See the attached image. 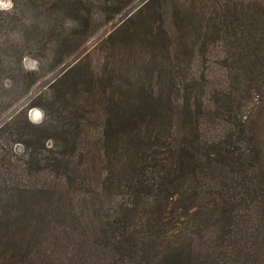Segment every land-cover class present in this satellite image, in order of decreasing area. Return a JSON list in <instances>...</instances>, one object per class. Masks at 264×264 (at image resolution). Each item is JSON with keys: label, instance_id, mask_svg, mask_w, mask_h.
<instances>
[{"label": "trees", "instance_id": "obj_1", "mask_svg": "<svg viewBox=\"0 0 264 264\" xmlns=\"http://www.w3.org/2000/svg\"><path fill=\"white\" fill-rule=\"evenodd\" d=\"M12 1L10 10L0 8L1 92L12 86L20 88L19 77L29 80L28 88L38 78L23 65L25 33H15L24 25L23 0ZM25 1L37 6L38 0ZM151 1L157 0H148L143 7ZM207 1L198 0L202 3L198 9L177 0L174 24L178 27L146 33L150 36L147 47L160 49L167 59L159 61L158 68H149V73L156 70L149 80L135 78L134 65L128 62L134 59L136 63L133 53L140 38L136 27H118L103 39L102 45L110 44L104 91L97 98L93 89L88 90L103 109L96 105L80 109L74 104L72 122L64 114L56 118L48 115L33 125L30 138L34 136L35 142L22 141L31 149L21 166L29 169L37 163L45 177L55 179L54 184L45 180L27 186L18 180L20 160H3L10 176H0V264H37L40 255L49 253L45 245L60 233L53 219L61 206L68 215L72 209L73 218L74 211L84 213L91 208L101 230L96 234L99 243L89 235L87 241L77 240L80 248L67 258L68 264H97L88 249L101 252L103 264H264V186H259L255 173L261 151L255 158L248 153L247 143L254 136L249 130L251 111H243L244 104L237 97L244 91L253 98L264 95L259 87L263 85L262 72L256 68L259 62L249 59L248 53L249 44L263 38L264 0L218 4L217 16L215 20L210 17V22L206 21ZM249 2L261 10L237 15L238 6L243 8ZM63 3L72 5L71 0ZM105 3L110 10L108 1ZM73 8L81 11L86 4L77 0ZM160 15L162 18L165 12ZM195 20L200 24L195 27L199 28L198 61L190 62L194 47L186 50L188 56L184 51L183 58L174 60L171 55L178 48L188 49L194 29L189 25ZM121 39L127 42L126 48L117 50L115 41ZM214 44H221V51L226 52L225 79L216 91L221 96L209 102L206 93L213 75L208 70L207 53ZM63 56L61 52V59ZM70 69L61 78L69 75ZM9 74L15 76L11 87L4 79ZM95 82L92 76L88 85L95 87ZM198 83L201 90L194 92L190 87ZM0 99V105L6 104V97ZM90 119L102 126L101 131H95L97 138L88 162L97 168L84 169L87 162L74 168L70 156L81 148L88 128L85 120ZM59 140L71 147L72 154L58 155L49 142ZM41 151L45 152L43 158L38 157ZM207 211L217 214L216 224L197 230L201 227L198 219ZM77 220L82 224V218ZM256 231V236L248 237ZM56 262L51 259L50 263Z\"/></svg>", "mask_w": 264, "mask_h": 264}, {"label": "rangeland", "instance_id": "obj_2", "mask_svg": "<svg viewBox=\"0 0 264 264\" xmlns=\"http://www.w3.org/2000/svg\"><path fill=\"white\" fill-rule=\"evenodd\" d=\"M63 1L38 0L37 6H34L30 2L27 3L25 0L21 1L24 7L22 13L24 25L21 26V29H16L15 33L19 31L25 33L23 51L27 56L23 59V65L26 70L36 72L34 76L38 78L28 88L27 83H29V80L17 77L22 86L14 90V86L12 85L15 83V80H13L15 76L9 74L4 79L8 87L12 86L11 89L8 88L5 92L0 91V97H6L7 99L6 104L0 105V176L5 178L10 176L9 173L7 174V168L3 165L4 159H7V157L14 158V160L18 159L20 160V164L17 165L19 166L18 173L20 175L18 180L30 187L38 186L45 180L52 184L55 181L53 178L45 177L44 172L38 170L37 163L30 166L29 169L25 165L21 166V162L27 159V154L30 152L28 149H31L30 146L22 141L29 140L35 142L36 139L34 136L30 138V134L34 131L33 125H39L48 115L56 118L59 114L67 115L65 117H69L70 122H72V110L75 109L74 104L80 106V109L86 107L87 110L91 109L94 105H96L98 110L99 108L102 110L104 107L102 103H97L95 98L89 96L91 92L88 91L93 89L94 96L97 98L104 91L103 82L107 78L104 68L110 44L107 47L102 45L103 39L118 27H136L140 34V38L137 41L138 46L134 47L135 51L133 53V55L136 53L134 56L136 63L132 62L134 59L128 60V62L134 65L132 70L135 73V78L140 77L141 79L149 80L153 72L156 74V70L149 73V68H158L159 61L167 59L160 49L153 50L147 47L150 36H146V33H149L150 30L158 33V31H161V27H178L174 24L177 0L151 1L152 4L148 7H143L148 0H119V3L116 0H83L86 4V9L83 8L77 12L73 8L77 0H71L72 5L70 4L69 6L64 5ZM105 1H108L107 4L110 10L106 7ZM180 1L185 4V7H196L198 9L202 7V3H198V0ZM216 1L209 0L206 2L208 9L206 21L210 17L215 20L217 16L215 11L219 9L218 4H227L229 6L232 0H220L217 3ZM54 3H56V8L52 6ZM215 3L216 6L214 7ZM12 6V0H0V8L2 10H10ZM62 6L65 8L63 11L58 8ZM115 6H117L116 9ZM250 10H261V8L253 4V2H249V5H245L243 8L241 5L238 6L237 15ZM162 11L165 12V15L161 18L160 13ZM129 17L131 18L129 19ZM199 25L197 20L190 23L189 27H194V29L191 30L188 49L178 48L177 53L174 52L171 55L174 60L177 56L183 58V52L185 51L186 53V50H190L189 47H194V56L191 57L190 62L195 63L198 61L200 53V41L197 38L199 28L196 29L195 27H199ZM262 37V40L249 44L248 53L249 59L254 60L255 58L259 62L260 67L257 66L256 68L257 71L262 72L261 80L263 83L259 87L264 89V66L262 67V64H264V34ZM126 44L127 42L123 41V39L115 41L117 50L125 49ZM232 50L234 52V49ZM61 52L64 53L62 59L60 57ZM11 54H16L14 49ZM225 56L226 52L221 51V44H214L209 47L207 63L208 66L210 65L208 70L213 75L212 86L209 88V92L206 93L207 101L209 102H215L221 96L216 91L224 83L225 77L223 73L225 70L223 68V59ZM116 59H120V57ZM126 65L124 64V66ZM68 69L71 71L70 73L68 72L69 75L61 78ZM22 75L26 76L25 73H22ZM92 76L97 82H95L96 86L91 88L88 83ZM200 85L201 83H198L190 88L194 92H200ZM122 86L123 88L126 86L124 82ZM257 95L261 96H257L256 98H253V96L249 97L244 91L242 94H237V97L244 104L243 111L247 113L251 111L249 130L254 136L247 143V147L251 158H255L261 151V156L259 154V161H257V172L255 173L259 177V186L263 187L264 95ZM0 101L2 100L0 99ZM220 103L222 104V102ZM28 122L31 123V126L28 125ZM85 123H87L88 128L85 131V136H82L84 140L81 148L70 157L74 168H78L80 162H87L84 169L89 168V170H94L97 167L94 168L88 162L92 156L94 142L97 138L98 132L95 134V131L96 129L101 131L102 126L101 122L98 120L94 121L93 119H90V122L85 120ZM96 126L97 128H95ZM49 143H53V148L57 151L58 155L62 153H66V155L72 154L71 147L66 146L63 140ZM44 155L45 152L41 151L38 157L43 158ZM61 208L62 206L58 210L57 218L53 219V225L59 227L60 233L55 234V237L53 236L47 240L45 246L48 248L49 253H46V255L49 257L40 255L37 264H54L50 263L51 259H57V264H65L63 262H67L66 264H68L67 258L72 256V253H77L80 248L79 244L77 245V240L82 238L86 240L88 238L87 235H89L91 240L98 241L97 243L101 241L96 236V234L101 233L99 222L94 217L91 208L84 210V213L79 209L74 211L75 219L73 218L72 209H70V214L68 215ZM216 217V213L207 211L202 218L198 219L197 223L201 227H197V230L215 225ZM77 218L83 219L82 224H78ZM87 228L90 229L89 234H87ZM194 230L196 228L192 231ZM55 232L54 230L49 236ZM257 234L258 232L256 231L252 235L249 234L248 237H253ZM72 239L75 241L74 243ZM75 246L77 250L73 252ZM38 248L43 250L42 247L38 246ZM88 252L93 255L94 261L97 264L104 263L101 252H94L92 249H88Z\"/></svg>", "mask_w": 264, "mask_h": 264}]
</instances>
